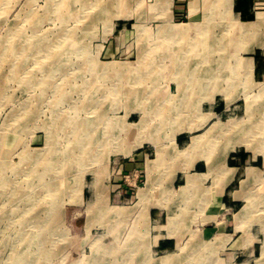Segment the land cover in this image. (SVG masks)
Here are the masks:
<instances>
[{"label": "rangeland", "instance_id": "374dc122", "mask_svg": "<svg viewBox=\"0 0 264 264\" xmlns=\"http://www.w3.org/2000/svg\"><path fill=\"white\" fill-rule=\"evenodd\" d=\"M119 1L0 0V264H127L128 252L130 264H137V252L153 249L158 229L166 235L172 219L178 249L197 255L180 259L183 264H207L203 252L216 255L221 243L223 251L229 248L218 237L204 242L207 226L197 224L217 212V174L223 172L202 179L191 174L192 166L202 155L225 152L228 137L220 136L219 126L264 119V84L254 89L247 78L233 80L237 67L222 65L228 51H204L214 63L211 77L232 78L194 87L193 106L180 108L177 84L155 80L173 71L171 51L159 49L160 19L143 17L145 6L137 2L125 11L100 7ZM111 42L119 48L111 49ZM23 43L31 48H16ZM201 52L194 50V57ZM199 96L211 105L240 97L241 105L221 112L200 105ZM81 120L93 141L85 153L72 135L71 123ZM251 139L264 150L261 136ZM140 150L149 171L156 167L154 175L126 169ZM247 193L250 203L264 204L260 188ZM119 207L126 210L112 214ZM150 207H164L161 226L153 225Z\"/></svg>", "mask_w": 264, "mask_h": 264}, {"label": "crops", "instance_id": "0c3cea01", "mask_svg": "<svg viewBox=\"0 0 264 264\" xmlns=\"http://www.w3.org/2000/svg\"><path fill=\"white\" fill-rule=\"evenodd\" d=\"M126 1L129 6L131 5L130 2H137L141 7L145 6L142 11L143 17L151 15L160 19L155 33L159 38V49L161 51H171L170 54L173 57V61L170 65L173 67V71L169 78L165 77L164 74H160L155 80H168L176 83V86L179 85L178 89L180 91L177 94L179 93L178 95L180 96L178 97L183 102L179 104L180 108L184 103L193 106L195 97L193 91L191 92L190 90H193L194 87L202 90L205 82L210 80L225 81L232 78L231 76L227 77L226 74H221L220 77H211L208 66L214 63L210 62L208 53L206 55L203 54L204 51L214 49L228 51L229 58H225L222 65L232 64L235 68L237 67V72H239L233 75V80L239 79L241 81L247 78L251 83L255 84L254 89L257 88V84H264V0ZM143 3L144 5L142 6ZM213 9L214 11H212ZM216 12L218 14L215 15L214 13ZM235 18L237 19L235 20ZM178 19L184 20L177 22ZM205 22L208 23L205 24ZM185 34L188 35L186 36ZM167 39H169V42ZM117 45L115 42H111L110 48L117 49L119 48ZM194 50H202L201 54L203 55H201V58L194 57ZM182 62L184 65L181 64ZM199 66H201L199 71H197L198 69L195 70V67ZM184 68H187L189 71L195 70L196 72L194 74L183 73L182 69ZM176 70L178 71L175 72ZM195 83H198V86H195ZM204 98L199 96L197 102L200 105L203 102V107L212 106L221 112H225L231 107L234 110H239L241 105L239 103L241 101L240 97L233 102L234 99L227 101V97L224 96L223 98H219L217 103L215 102L213 105L209 103V98ZM220 105L222 106L219 107ZM254 155V151H249L247 148H238L232 151L223 162L219 159V156L208 158L206 154L195 159V165L192 166L193 172L191 174L203 175L202 179L209 177L211 173H216L217 168L223 165V169L220 170L223 173L217 174V176L221 177L218 181L221 201L218 204L217 212L213 215L207 214V217L197 224L207 226L203 230V241H211V239L218 237L221 238L219 241H223L224 243L229 242V248L227 251H223L221 243L219 246L222 251L219 250L220 252L218 251L216 255L209 251L203 252V257L207 259V264H210L211 261L212 263L213 261L215 262V259L217 260V264H226L225 261H228L230 264L264 263H261V260L264 259V204L250 203L247 196V192H252L254 188L256 190L260 188L261 191H264V158L261 160L259 155ZM146 156L147 154L140 150L126 163V169L144 170L146 174L148 173L147 176L150 173L154 175L156 167L151 172L149 171L151 164L149 165L148 163L147 165ZM249 167L257 170V177H248L247 171ZM163 209L164 207L149 208L150 219L154 223V226H157L155 224L162 225ZM176 233L175 228H172L162 237L161 229H158L157 237L154 243H152L153 249L150 248V251L147 253L138 251L136 263L165 264L164 262H167L168 264H180L181 262L183 264L184 262L182 263L180 259L197 257L193 252L186 255L178 249ZM241 244L244 245L241 246ZM131 257L134 256L128 252L127 259L129 261H127V264H130ZM170 258L173 259L171 260ZM241 259L245 261L243 262Z\"/></svg>", "mask_w": 264, "mask_h": 264}, {"label": "bare ground", "instance_id": "6f19581e", "mask_svg": "<svg viewBox=\"0 0 264 264\" xmlns=\"http://www.w3.org/2000/svg\"><path fill=\"white\" fill-rule=\"evenodd\" d=\"M98 1H100V3L99 4H101V0H98ZM217 4V3H216ZM218 6V5H217ZM217 6H215V7H217ZM100 7L101 8H104V10H111V9H117V10H119V11H125V10H123V9H125V8H127V7H129V4H128V2L126 1V0H123V1H119V2H117V3H114V4H107V3H103L102 5H100ZM127 10V9H126ZM212 11H214V9L212 10ZM215 15L216 14H218V12H216V13H214ZM210 18V17H209ZM208 18V19H209ZM232 19V18H231ZM237 18H235V20H236ZM208 21V20H207ZM214 22V21H213ZM208 23V22H207ZM206 22H205V24H207ZM210 23V22H209ZM189 25V24H188ZM213 25H214V23H213ZM167 26V25H166ZM175 26V25H174ZM192 26V25H191ZM201 26V25H200ZM248 26H250V25H248ZM162 27V26H161ZM205 27V26H204ZM203 28V27H202ZM201 28V29H202ZM164 29V28H163ZM178 33V32H177ZM196 33H198V32H196ZM144 34V33H143ZM166 34V33H165ZM164 34V35H165ZM169 34V33H168ZM172 34V33H171ZM249 34V33H248ZM186 35V34H185ZM188 35V34H187ZM186 35V36H187ZM245 35V34H244ZM171 36V35H170ZM159 37H161V36H159ZM172 37H173V35H172ZM165 38H166V36H165ZM26 45L27 46H29L28 45V43H26ZM25 45V43H23L22 45H17V47L16 48H29V47H27ZM43 47H46V46H39V48H42V50L44 49ZM31 48V47H30ZM16 50V49H15ZM27 51H29V50H27ZM166 53V52H165ZM164 57V56H163ZM172 63V62H171ZM102 64H104V63H102ZM182 65H184L183 64V62L181 63ZM180 64V65H181ZM107 65H110V67L112 68V69H114L117 65L116 64H114V62H108L107 63ZM141 65V64H140ZM146 65V64H145ZM168 65V64H167ZM170 65V64H169ZM99 66V65H98ZM142 66V65H141ZM153 66V65H152ZM157 67H158V65H156ZM250 66H252V65H250ZM254 66V65H253ZM180 67V66H179ZM178 67V68H179ZM185 67V66H184ZM98 68V67H97ZM124 68V67H123ZM122 67H121V65H119L118 67H117V69H119V70H122L123 69ZM164 68H165V66H164ZM167 68V67H166ZM181 68V67H180ZM251 68V67H250ZM105 69H107L108 70V67L106 66L105 67ZM175 69V68H174ZM115 70V69H114ZM166 70V69H165ZM170 70V69H169ZM179 70V69H178ZM178 70H176L175 72H177ZM162 71H163V69H162ZM181 71V70H180ZM182 72L183 73H187L188 71L186 70V68H184V69H182ZM247 72V71H246ZM116 73H118L119 74V71L118 70H116ZM121 73V72H120ZM162 73V72H161ZM194 74L195 73V71H191V74ZM246 75H247V73H245ZM176 78V77H175ZM197 78H198V76H197ZM182 81V80H181ZM180 81V82H181ZM256 81V80H255ZM185 82V81H184ZM183 82V83H184ZM201 82V81H200ZM254 82V81H253ZM182 83V82H181ZM250 83H251V81H250ZM179 86V85H178ZM187 86V85H186ZM192 87V86H191ZM190 87V88H191ZM192 89V88H191ZM205 89V88H204ZM207 89V88H206ZM264 89V88H263ZM197 90V89H196ZM195 90V91H196ZM195 91H193V92H195ZM204 91V90H203ZM186 92V91H185ZM187 92H188V90H187ZM205 92H207V91H205ZM210 92V91H209ZM184 96H185V94H184ZM186 97V96H185ZM207 98H208V96H207ZM186 100H187V98H185ZM204 99H206V98H204ZM189 102V101H188ZM183 103V102H182ZM158 107V106H157ZM241 118V117H240ZM113 121H115V120H113ZM105 122H107V121H105ZM248 123V122H247ZM54 125H56V123H54ZM71 125H72V129H73V134L72 135H74L73 137L75 138V137H77V141H76V144H78V145H80L81 146V148H82V150H81V152L82 153H85V146H87L88 144H93V141H91L90 140V138H89V136H88V131H87V127L85 126V124L83 123V121L81 120L80 122L79 121H73L72 123H71ZM50 126H51V124H50ZM68 126V125H67ZM54 128H56V127H54ZM118 128V127H117ZM219 129H222L223 131L221 132L223 135H220V136H225V137H228V142L224 145V151L225 152H227V151H235L237 148H238V146H241V145H246V147L248 148V149H253L254 150V152H255V155L256 156H258V155H260V154H264V150L263 149H261V148H259L257 145H255V140H252L251 139V137H255L256 136V138L257 137H262V139H263V142H264V119H261V120H257L256 122H254L253 121V123H251V124H249V125H246L244 122H241L239 119H232L228 124H227V126H219ZM51 130V129H50ZM106 130V129H105ZM108 130V129H107ZM123 130V129H122ZM48 132V131H47ZM53 132V131H52ZM123 132V131H122ZM54 133V132H53ZM72 133V132H71ZM231 133L233 134V135H231ZM240 134V135H239ZM70 135V134H69ZM119 135V134H118ZM123 135V134H122ZM238 135V136H237ZM48 136V135H47ZM50 136H51V134H50ZM116 136V135H115ZM229 136H231V137H229ZM49 137V136H48ZM51 137H53V136H51ZM51 137H49V140H51ZM72 137V138H73ZM251 139L252 141H249V140H246V139ZM109 138H107L106 140H108ZM116 139V138H115ZM202 139V135H200V136H198L197 137V143L196 144H198L199 145V143H200V140ZM90 140V141H89ZM141 140V139H140ZM117 141V140H116ZM99 142H100V144L102 145V144H104L106 141H102V138L101 139H99ZM104 142V143H103ZM52 142H48V145H50ZM138 145H140V143H141V141H139V142H136ZM120 144V143H119ZM195 144V143H194ZM261 144V143H260ZM47 145V146H48ZM115 145V144H114ZM116 145H118L117 144V142H116ZM220 145H221V143H220ZM209 146H210V144H209ZM260 146V145H259ZM50 147V146H49ZM262 147V146H261ZM46 148V147H45ZM218 150H219V147L217 148ZM41 150V149H40ZM48 150V149H47ZM216 150V149H215ZM218 150H216V151H218ZM44 151H46V150H44ZM90 151V150H89ZM87 152V153H89L90 154V152ZM38 152V151H37ZM130 152V151H129ZM215 151H214V149H208V151H207V153L208 154H213ZM221 153V155H220V157H219V159L223 162V161H225L226 160V154L227 153ZM47 153V152H46ZM45 153V154H46ZM40 155V154H39ZM47 155V154H46ZM54 155V154H53ZM254 155V156H255ZM36 156V155H35ZM35 156L33 155V154H28V157L27 158H33V159H35ZM41 156V155H40ZM264 156V155H263ZM38 157V156H37ZM51 157V156H50ZM39 158V157H38ZM40 159H42V156H41V158ZM38 160V159H37ZM84 164V163H83ZM226 164V163H225ZM224 164V165H225ZM86 165V164H85ZM26 166V165H25ZM223 166V165H222ZM222 166H219V168H220V170L221 169H223V167ZM48 168V167H47ZM152 168V165L151 166H149V169H151ZM225 168V167H224ZM238 168V167H237ZM49 169V168H48ZM218 169V168H217ZM42 171V170H41ZM223 172V171H222ZM247 173H248V177L249 178H255V177H257L258 176V172H257V170H255L254 168H252V167H249L248 168V171H247ZM45 177V176H44ZM264 177V176H263ZM40 180H41V178H40ZM148 183H150V182H148ZM53 186V185H52ZM51 187V186H50ZM52 188H56V187H52ZM95 189V188H94ZM53 190H56V189H53ZM50 192H52V191H50ZM54 192V191H53ZM140 193L141 194H144L145 193V188H143L142 190H140ZM189 197V196H188ZM187 197V198H188ZM91 200V199H90ZM91 202V201H90ZM116 208V207H115ZM113 209V208H112ZM126 209L125 208H122V207H119V208H117V209H114L113 211H112V214H117V215H119V214H121V213H123L124 211H125ZM149 210V209H148ZM210 214V213H209ZM137 219V218H136ZM135 220V219H134ZM137 222V221H136ZM136 222H135V224H136ZM177 222L175 221V219H172L171 220V222H170V224H173V228H174V226H175V224H176ZM99 224V223H98ZM137 224H139V223H137ZM88 225V224H87ZM90 225V224H89ZM136 226V225H135ZM168 226V225H167ZM134 227V226H133ZM131 228H132V224H131ZM130 228V229H131ZM172 229V228H171ZM86 230H87V227H86ZM135 230V229H134ZM146 230V229H145ZM133 231V230H132ZM149 231V230H148ZM90 232V231H89ZM170 232H172V231H170ZM130 234V233H129ZM103 236V235H102ZM93 239V238H92ZM96 239V238H95ZM91 242H94V241H91ZM110 249V248H109ZM108 249V251H110ZM138 250V249H137ZM150 251V250H149ZM150 254V253H149ZM165 255V254H164ZM173 256V255H172ZM147 257H149V256H147ZM100 259V258H99ZM148 259V258H147ZM168 259V258H167ZM171 259V258H170ZM173 259V258H172ZM171 259V260H172ZM101 260V259H100ZM151 260V259H150ZM127 261H129V260H127ZM165 261H168V260H165ZM144 262H145V260H144ZM149 262V261H148ZM170 262V261H169ZM103 263V262H102ZM124 262H122V264H123ZM127 263V262H126ZM143 263V262H142ZM141 263V264H142ZM165 264H168L167 262H164ZM97 264V263H96ZM99 264H100V262H99ZM120 264H121V262H120ZM163 264V263H162ZM171 264V263H170Z\"/></svg>", "mask_w": 264, "mask_h": 264}]
</instances>
